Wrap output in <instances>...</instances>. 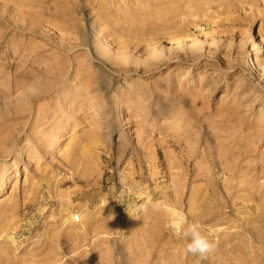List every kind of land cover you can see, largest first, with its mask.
<instances>
[{
    "label": "rangeland",
    "instance_id": "374dc122",
    "mask_svg": "<svg viewBox=\"0 0 264 264\" xmlns=\"http://www.w3.org/2000/svg\"><path fill=\"white\" fill-rule=\"evenodd\" d=\"M0 264H264V0H0Z\"/></svg>",
    "mask_w": 264,
    "mask_h": 264
},
{
    "label": "clouds",
    "instance_id": "9594fccd",
    "mask_svg": "<svg viewBox=\"0 0 264 264\" xmlns=\"http://www.w3.org/2000/svg\"><path fill=\"white\" fill-rule=\"evenodd\" d=\"M169 227L174 230V234L185 239V255L198 256L202 260L212 254L216 249V241L210 239L204 231V225L200 221H189L180 213L173 217Z\"/></svg>",
    "mask_w": 264,
    "mask_h": 264
},
{
    "label": "built area",
    "instance_id": "2783aa9c",
    "mask_svg": "<svg viewBox=\"0 0 264 264\" xmlns=\"http://www.w3.org/2000/svg\"><path fill=\"white\" fill-rule=\"evenodd\" d=\"M75 219L78 220L79 219V216L78 215H75Z\"/></svg>",
    "mask_w": 264,
    "mask_h": 264
},
{
    "label": "bare ground",
    "instance_id": "6f19581e",
    "mask_svg": "<svg viewBox=\"0 0 264 264\" xmlns=\"http://www.w3.org/2000/svg\"><path fill=\"white\" fill-rule=\"evenodd\" d=\"M179 37V36H178ZM179 41V40H178ZM173 42V41H172ZM174 43V42H173Z\"/></svg>",
    "mask_w": 264,
    "mask_h": 264
}]
</instances>
